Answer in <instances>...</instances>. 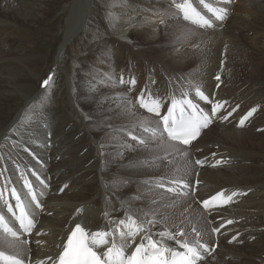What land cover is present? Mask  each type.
Listing matches in <instances>:
<instances>
[{
    "label": "bare ground",
    "instance_id": "6f19581e",
    "mask_svg": "<svg viewBox=\"0 0 264 264\" xmlns=\"http://www.w3.org/2000/svg\"><path fill=\"white\" fill-rule=\"evenodd\" d=\"M19 1L20 0H0V27H5V25L10 23H20L23 25L27 24L28 21L36 24L38 18H41V16L44 14L43 10L45 7H47V5L45 6L43 3V0H37V12H34L31 10V7L36 6L35 1L32 2V0H26V2L30 3L31 5H21L18 4ZM94 1L95 0L71 1L67 20L65 19L67 25L66 33L62 43L58 48V57L62 56L65 48L70 45L73 40L76 39L85 29L89 19L90 9ZM131 2L132 4L126 7L127 11L123 9L120 15L122 20L133 19L136 22L137 28L135 26V32H138V35H143L147 40L149 39L150 42L157 43V41L160 39V29H162L164 34L168 35L166 39L169 41L179 38L181 26L185 23L181 24L178 22L177 24H174L171 22L174 19H170L167 16L154 15L155 10H167L168 0H131ZM212 2L216 3V0H212ZM229 7L231 8L229 15L230 23L226 25V28H228L229 31L228 33H226V29L223 30L225 32H201V35L192 39L195 41V44H200L203 46L201 48H204V55H202V53L195 55L196 52H191L190 50L189 52H185L186 49H183L182 47H179L178 49L172 48L171 50L165 52L157 50L158 54L152 53L148 50L150 54L148 55V60L155 59L158 61L159 57H162L161 59H164L165 62L171 64L172 67L169 66L170 71H168L167 74L169 78L176 82V87L191 80L194 83H198L200 85L201 89L204 90L205 94L209 96V99L213 103L224 102L221 109L213 114L210 111L211 105L200 101V106L212 114L214 123L206 131H203L200 137L194 141L189 148H187L188 152L186 156H179L178 154L175 156H169V159L172 161L171 164L167 163L166 161H157L155 167L149 168L142 166V162L144 160L151 159L153 155H162L163 153L150 154L142 150L132 149H130V151L124 152V146L119 143L120 138L118 137L120 135L118 134V130L121 129L120 126L125 124L129 125L137 123L135 120H130L120 110V99H128V96L126 95L125 91L118 89L123 88L128 90L130 84L127 82H125L122 87L118 85V89L113 87L115 85L112 83V79L109 80L107 77V79H104L105 82L102 80H96L94 83H89V86L83 91L86 93V95H81L82 100L80 99V103L82 106L92 111L93 117H96L97 115L106 116L109 121V124L106 128L100 129L87 126V129L89 133H97L100 136V142L101 145H103V147H101L102 152L107 157H109L110 163H107L105 171L109 176L112 177L113 184L121 192V194L119 193L120 196H114L116 197L115 201L117 204L121 206L122 200L130 201V197L135 195L132 194V192L137 185L145 186L147 188L148 186L143 183V181L146 179L152 177L158 178L163 175H183L182 173L184 171H181V173L180 171L178 173L174 171V169L180 170V167L182 166L183 169L186 170L185 173L189 172V174L194 176L193 181L196 184L193 187L194 191L199 193L203 189V191L206 192L204 197L199 198L200 207H198V205L195 203L194 198L192 199L190 197L185 198L186 200L184 199V202L174 203L171 200H168L169 195L166 194L164 189L149 191L151 195L146 194L145 198L147 197L149 201L152 198H156L161 205H168L166 207L162 206L160 209V211L166 216L173 214L175 211L180 214H189L198 208V214L208 217L206 226L209 230L207 232L206 239L202 238V240L208 243L210 247H217V251L215 254H213V256H219L223 264H264V244L260 240V234L263 233L262 231H264V110L260 109L256 115L255 112H252V115L248 117L247 120H245L244 128L247 127L248 131L241 130L239 123L240 120L251 111L249 108V106L251 107V102H253L255 105H260L258 103L262 101L260 100L262 99V93H258V91L252 89H242V82L240 78L244 77V74H247V76L252 80H260L261 78L264 79V59L260 61L251 57H247V55H243L241 52L243 51L244 45L239 42L240 38H237L238 30H235L238 26L258 28L260 30L259 33L255 30H250L253 31L259 38L258 41H254V43L251 44L255 48H258L259 52L260 50L264 52V0H236V2L229 5ZM128 9H131L130 13H128ZM145 18H147L148 22L141 23L145 20ZM161 21H163V23H161ZM152 24L153 27H148ZM160 25H163L164 27H159ZM228 38L234 40L229 41ZM238 42L239 45H236ZM101 45L103 46V44ZM179 45L181 46L182 42H180ZM105 46H112L114 49L118 47V45L114 43H106ZM190 49H195V47L192 46ZM224 50L228 51L227 56L224 55ZM122 51H124V49ZM140 52L143 54L144 51L140 50ZM15 53L17 52L8 51L2 56L14 55ZM1 54L2 52L0 55ZM103 54V59H106L110 55L107 52ZM119 55H116L115 57L120 59ZM14 56L20 55L18 53ZM124 57L126 56L124 55ZM17 58L19 63L23 62L20 57ZM132 58L134 57L132 56ZM132 58L131 60H133ZM197 58H199L198 61H196ZM141 59L146 58L142 57ZM138 63L142 64V62ZM156 63L158 64V62ZM148 65L149 64H147V66ZM202 65L205 66L204 68H210V70L205 72L196 70V68H203ZM56 69H60V67L57 66L55 70ZM111 71L113 70L111 69ZM53 74L54 73H52V76ZM105 74L111 75L107 74L106 72ZM216 76H220L221 79L217 81L215 79ZM162 77L160 79L164 80ZM124 79L126 80V78ZM165 79H167V76ZM18 82L19 79L13 75L11 76L5 73L0 75V135L1 132H3L2 135L9 134L13 127V125L7 124V122L10 120V114L12 111L9 109L8 104L10 101H12L13 97L11 94H9L10 92L7 93L8 91L5 88H8L9 85L15 86V84ZM164 82L166 83L167 81ZM16 89L19 90L23 96H27V91H30L28 87H24L23 89L17 87ZM131 89L132 88H130L129 91ZM168 91L169 83L167 82L166 85L163 84L157 86L153 92L163 96L166 95ZM237 94H239L240 98L247 101L246 106L242 107L237 103L239 98H237V100L234 102V95ZM35 96L26 102L25 107L30 104ZM133 103H135V101H133ZM137 106L138 105H136L133 111L138 117L150 115L146 113L145 110L144 112H140L137 109ZM20 114L22 113L17 114L14 122L21 116ZM225 116H227V119H224ZM215 124L219 126L222 125V128L219 127L221 128L219 136H221L223 139H218L215 141L218 142V144L223 143L228 145L229 149L227 148L225 151L209 154L211 153L209 151L211 150L212 145H215V141H213V139L219 138L217 136L213 137L211 134ZM71 130L72 129H70V131L67 133L64 131L63 134L60 135L57 143L51 142L49 146L44 145L41 149L42 151H37V148L35 147L32 151L28 150L30 151L29 154L24 157L25 164L28 165L29 169L35 170L41 174H45L51 183V194L56 196V194H59L60 192L62 193L63 191H61V189H65V184L69 187V192L71 196H73L72 199H74V202L78 201L77 204H72L71 202L70 205L72 204V206H70L68 209H60V207L56 205L57 197L51 196L47 202L48 206L46 207V205H43L44 212L38 218L39 222L37 223L36 229H34L32 235L28 237L30 240L29 247L32 249L31 255L33 260L44 259L47 256H55L60 251L57 245H61L65 242L67 235L70 233L71 229L74 228L77 222H80L82 226H85L89 231H97L101 229L108 230L114 226L107 224L106 221L108 219L118 221L125 217L122 215L121 218L117 217L116 211L115 214L108 212L110 216L106 217L104 215L105 211L101 212L94 210L91 201L85 197L84 194L86 191H88V186L95 182L92 179V173L95 172L97 176H100L102 179L104 178L102 177V172L104 169L102 162L104 159L102 158V161H97L98 164L96 171H93L88 166L90 160L89 151L85 152L83 155L78 154L76 144L72 140ZM260 130L263 133H261L262 135H260ZM136 131H138V129L134 130V134ZM123 135L125 134L123 133ZM121 141H123V138ZM115 142L120 144V146L117 147ZM132 143L136 142L133 141ZM63 144H65V147H61ZM46 146H48L47 149ZM76 152L77 154L75 155ZM122 155L123 158L119 161L118 159ZM128 160H131V162L136 166L135 170L131 171V173L128 172L125 173V175H121L122 172L118 171V168L115 167V162H122L124 164ZM196 160L203 161V164H196ZM218 161L220 163H218ZM13 165L16 164L14 163ZM202 165H205L204 169L202 168L203 170H200ZM197 171H199V173H197ZM246 171L250 172V175L245 176L244 172ZM13 174L15 177L18 175L15 168L13 170ZM26 174L28 177H31V172H27ZM11 175L10 177L12 178ZM42 178H44L43 175ZM186 179L188 178L186 177ZM124 181L129 182L127 186H124ZM193 181L191 185H193ZM197 181H199L198 184L196 183ZM34 187L38 191L41 190L39 187H37V185H34ZM0 190H3V188ZM220 191H224L225 195H228L232 192L244 194L233 197V200L226 205L211 206L210 210L203 211L200 202L204 199H209L211 196ZM160 193H163V196H161ZM160 197H162V199H160ZM9 200L10 202L14 203V200H12L11 196H9ZM94 201L96 202L95 199ZM143 202H139V200L130 201L131 206L133 207H147L149 203L146 202L144 204ZM62 206L64 205L62 204ZM122 209V213L124 214L125 210L124 208ZM173 216L176 215L173 214ZM64 217H66V219H64ZM64 220H66V224L62 225ZM228 220H232L233 223L227 224ZM215 227L220 228V232L217 234L211 232V229ZM37 232L43 234L37 235ZM233 237H236L235 242L230 244L229 241H231ZM253 240L254 242L249 243L248 246L245 245L244 247H241L245 243ZM36 241H40L41 243L37 244ZM257 241L259 242V245L257 246V253H259L262 248L263 251L261 252L262 256L255 260L252 256L251 249L253 244ZM208 256V254H205V259L201 262V264L206 261ZM245 260H248L247 263H239Z\"/></svg>",
    "mask_w": 264,
    "mask_h": 264
},
{
    "label": "rangeland",
    "instance_id": "374dc122",
    "mask_svg": "<svg viewBox=\"0 0 264 264\" xmlns=\"http://www.w3.org/2000/svg\"><path fill=\"white\" fill-rule=\"evenodd\" d=\"M33 1H35L36 6H32L31 10L37 12L38 2L37 0H32V2ZM71 1L72 0H43V3L45 4V6L47 5V7L44 6L45 7V9L43 10L44 14L41 16V18H38L36 24H33L31 23V21H28L27 24H23V25H21L18 22L19 24L10 23L8 25H5V27H0V53L2 52V54L0 55V62H1L0 75L5 73L7 75H11V76L13 75L17 79H19V82L16 83L15 86L9 85L8 88H5L8 91L6 92L7 93L10 92L9 94H11L13 97L12 101L9 102L10 105L8 104L9 109H11L12 111L10 114L11 115L10 120L7 122V124L13 125L14 128L12 127V130L10 132L11 134L9 133L2 135L3 132H1L0 135V140L3 138L0 141V172H3V175L0 176V184H1L0 189L1 188L5 189L6 187L10 188L13 186L16 187L17 190L20 192L21 191L26 192V189L23 188V181L20 180V170H23L25 173L30 172L28 165L25 164V158H24L29 154L30 151L26 152L24 151V149L27 148L28 150L32 151L33 148L36 147L37 151H42L41 149L43 148L44 145L49 146L51 142L57 143L60 135H62L64 131L67 133L68 131H70V129H72L71 130L72 140L76 144L77 152L78 154L83 155L85 154V152L89 151L90 160L88 166L93 171H96L98 162L102 161V158L104 159V161L102 162L104 168L102 172L103 175L102 177L104 178L102 179L100 176H97L95 172H93L92 179L95 182H93L90 186H88L87 189L88 191H86V193L84 194L85 197L91 201L94 210H98L101 212L107 211L112 214H115L116 211V213L118 214V215L116 214V216L121 218L122 216L123 217L125 216V213L124 214L122 213L123 209L115 201V198L120 196L121 192L113 184L112 177L109 176L105 171L107 163H110L109 157H107L102 152L100 136L97 133H93V134L89 133L87 129V126L96 127L100 129L106 128L107 125L109 124V121L106 116L97 115L96 117H93L92 111L81 105L80 103V99L82 100L81 95H86V93L83 92L84 89H86V87L89 86V83L90 84L94 83L96 80H100V81L102 80L103 82H105L104 79H107L109 76H110L109 80L112 79L113 81L112 83H114L115 85L113 87H116V89H118L119 86L120 87L123 86V84L119 83V78L121 76L126 78L125 81L134 77L137 80V83L136 86L130 85L129 89L132 88L130 91L129 89L127 90L123 88L118 90L125 91L126 95L128 96V99L135 101L140 91L144 89L146 86L150 88L152 86L153 88L152 91H154V89L157 86L163 84L166 85L169 79L167 73L168 71H170L169 68L172 67L171 64L165 62L164 59H161L162 57H159L158 61L155 59L148 60L149 58L148 55H150L148 50L152 53L158 54L157 50H160L161 52H165L171 50L172 48L178 49L179 47H182L183 49H186L185 52H189V50L191 52H196L195 55H199V53H202V55H204L205 51L203 50L204 48H201L203 47L202 45H200V48L190 49L192 48L193 45H195L194 40H191L192 43L183 42L179 38L173 41H169L168 39H166L168 35L164 34V31L162 29H160L162 32L160 31L159 34L160 39L157 41V43L150 42V40L149 39L147 40L143 35H138V32H135V29L137 28L136 22L133 19L122 20L120 15L123 9L127 11L126 7L132 4L131 0H95L93 5L91 6L89 19L85 29L76 39L73 40V42L70 45H68L65 48L62 56L59 57L58 66L60 67V69H56L53 71L54 74L52 76L50 88L48 90L44 88L42 89L41 92H39V90L43 88L42 84L44 80L48 78L49 74L52 72V70L55 67L54 65L56 63V58L59 53L58 48L62 43L64 35L66 33L67 25L65 19L70 9ZM235 2L236 0H234V3ZM18 4L31 5L30 3L26 2V0H20ZM130 12L131 9H128V13ZM228 19L229 20H226L222 25L210 31H213L215 33L226 29L227 30L226 33H228L229 31L228 28H226V25L230 23V17H228ZM171 22H173L174 24L178 23L176 20H172ZM179 23L186 24V22H182V21H180ZM151 26L153 27V24L149 25L148 27ZM159 27H164V26L160 25ZM144 28L146 29L145 26ZM235 30H238L237 38H240L239 42H241L244 45L243 51L241 53L255 60H260V61L263 60L264 52H262V50H260L259 52V49L255 48L251 44L254 43V41H258L259 38L253 31L250 30H255L258 33L260 32V30L255 27L250 28L247 26H238L237 29ZM240 30L243 32H241ZM200 31L204 33L203 30ZM210 31L206 33H209ZM228 40L230 41L234 39L228 38ZM178 42L179 43L182 42V45L180 46ZM239 42L236 45H239ZM106 43H114L117 44L118 47L115 49L112 48V46L107 47L105 46ZM101 44H103V46ZM121 49L122 50L124 49V51H122ZM140 50L144 51L143 54L140 52ZM8 51L17 52L15 54L17 55L19 53L20 56H14L15 54L2 56L4 53ZM105 52L109 53L110 55L108 54L109 56L106 59H103L102 58L104 55L103 53ZM227 54L228 51L224 50V55L227 56ZM116 55H119L121 60L117 59V57H115ZM124 55L127 58L124 57ZM132 56L134 58H132ZM17 57H20L22 61L25 62L19 63ZM142 57H145L146 59H141ZM128 58L130 60L132 58L133 60L130 61ZM198 60L199 58L196 59V61ZM138 62L140 63L142 62V64H139ZM156 62H158V64ZM147 64L149 65L147 66ZM202 67L203 68H196V70L200 72H205L207 70H210V68H204L205 67L204 65H202ZM111 69L113 71H111ZM118 69L119 71L120 70L121 71L119 72ZM105 72L107 74H111L112 76L106 75ZM127 72H131V73H127ZM166 76L167 79H165ZM246 76L247 74H244V77L240 78L242 82V89L243 90L252 89L258 91V93H262L261 94L262 99H260L262 101L258 103L260 105H255L253 102H251V107L249 106L251 111L255 109L254 112L256 115L257 112L260 111V109L264 110V79L261 78L262 80L261 79L252 80L248 76L247 77ZM161 77L164 80H161L160 79ZM151 79H155L156 84L155 83L151 84L150 83ZM164 81L167 82L165 83ZM17 87L21 89H23L24 87L26 88L28 87L30 91H27L26 93L27 96H23L19 92V90L16 89ZM44 95H48V102L43 108L44 116L41 117L37 113L33 112L31 113V119L29 120L28 117H26L25 115L26 113L29 112V106L32 105L33 103H36L38 98ZM34 96L35 98H33L30 104L25 107L26 102ZM237 98L239 99L237 100ZM233 99L234 102L237 100V103L242 107L247 105V101L240 98L239 94L234 95ZM137 107H138L137 109L140 112H144V110L139 108V106ZM18 113H22V114H20L21 116L14 122ZM129 125L125 124L123 125L124 127L120 126L121 129L117 127L118 129H120L118 130V134L120 135L118 138H120L119 143L121 145L128 143L135 144L132 143L133 141H131L130 137L123 135L122 129L128 127ZM213 127L214 128L211 133L212 136L219 137L213 139V141L218 139L223 140L222 137L219 136L222 125L219 126L215 124V126ZM13 129H15V131H13ZM240 129L248 131L247 127L244 128V125ZM261 133L262 132L260 130V135L263 134ZM122 138L123 141H121ZM115 144L117 143L115 142ZM120 144H117V147H119ZM214 144L215 145H212L211 150L209 151L211 153L209 154L225 151L227 150V148L229 149V146L223 143L218 144V142L215 141ZM48 146H46V149L48 148ZM61 147H65V144H63ZM214 148L216 149V151ZM126 151H130V148H125L124 152ZM77 152L75 153V155L77 154ZM122 158L123 155L118 160L120 161V159ZM14 163L16 165H13ZM115 167L118 168V171L122 172L121 175H125V173L128 172L131 173V171L135 170L136 166L131 162V160H128L124 164L122 162L120 163L115 162ZM14 168L17 170V174H18L16 177L13 174ZM202 168L204 169V167H200V170H203ZM181 171H184L182 173L183 175L181 176H183L185 179L187 177L188 179H186V181L191 184L192 181L194 180V176L189 174V172L185 173L186 170L183 169L182 166L180 167V173ZM197 173H199V171H197ZM39 174L41 175V177L43 175L46 181H48L47 182L48 187L46 189L42 188V186L39 185V183L35 180V177L31 176L28 178L33 182L34 185H37V187H39L44 192V196L42 197V204L44 206L46 205L47 207L48 199L51 196H55V195L51 194L50 192L51 183L49 182L45 174L43 173L42 174L39 173ZM10 175L12 176V178L10 177ZM244 175L248 176L250 175V172L246 171L244 172ZM9 177L12 183L10 185H7L5 178H9ZM195 185L196 184L193 181V187ZM138 186L139 185L136 186L135 189L137 190L134 189L133 191L134 193L132 192V194H137V191L139 190V193L142 196V199L139 200V202L144 201L143 202L144 204L146 202L149 203V200L147 197L145 198V195L146 194L151 195V193L146 190L147 188L145 186H139V187ZM6 194L8 195V197L10 196V193H6ZM166 194L171 196V194L169 193ZM203 194L205 195V192H203ZM204 195L199 197V193L193 191L192 194H190L188 197L192 199L194 198L195 203L199 207V198L203 197ZM55 197H57L56 205L60 207V209H68L70 206H72V204L78 203V201L74 202V199H72L73 196H71L68 186L65 187L62 193L60 192L59 194H56ZM94 199L96 200V202L94 201ZM160 199H162V197H160ZM184 199L182 200L179 199L175 203L184 202L186 200ZM71 202L72 204L70 205ZM62 204L64 206H62ZM197 210L199 211V209L196 208L193 212H191L193 214L191 213L180 214L175 211L173 214L176 216H173V214L167 215L168 223L169 224L174 223L179 225L180 227L185 228L184 230L189 240L195 237V233L191 231V228L193 226L196 227L198 230H200L202 232V238L206 239V235L209 230L208 227L206 226L208 217L205 216L206 217L205 218L203 215L198 214ZM66 217H64V219H66ZM180 221H183V223H180ZM64 224H66V220H64V222L62 223V225ZM205 226L207 229L205 228ZM159 230H161V226L157 225L154 231H159ZM262 232L263 233L260 234V240L264 244V231ZM231 241H233L231 242L232 244L235 242V240L233 239ZM252 242H254V240L245 243L241 247H244L245 245L248 246V244ZM258 245L259 242L257 241L253 244L251 249L252 256L255 260H257L260 256H262L261 252L263 251V248L259 253H257ZM247 261L248 260H245L239 263H247ZM208 263L223 264L219 256H215V257L211 256L209 261L204 264H208Z\"/></svg>",
    "mask_w": 264,
    "mask_h": 264
},
{
    "label": "snow or ice",
    "instance_id": "6c2138e0",
    "mask_svg": "<svg viewBox=\"0 0 264 264\" xmlns=\"http://www.w3.org/2000/svg\"><path fill=\"white\" fill-rule=\"evenodd\" d=\"M233 3L234 0H216V3L212 0H168L167 10H155L154 15L186 22V25L181 26L179 39L183 42H191L202 34L200 30L206 33L222 25L230 15L229 5ZM147 22L145 18L141 23ZM193 46L200 48V44ZM215 79L219 81L221 78L216 76ZM51 81L50 76L44 80L42 87L48 90ZM125 82L135 86L137 80L133 77L125 81L121 76L119 83ZM150 83L154 84L155 80L152 79ZM168 83L169 91L166 95L155 94L146 86L136 97L135 103L127 98L120 99V110L130 120L137 122L122 129L123 133L136 143L123 146L150 154L163 153L144 160L142 162L144 167H155L157 161L171 164L169 156L177 154L186 156L188 149L182 146L191 145L201 135L202 130L213 122L212 116L200 106V101L210 104V111L213 114L221 109L224 103H213L200 85L191 80L178 87L171 78ZM47 102L48 95L39 97L36 103L29 106L26 117L30 120L33 112L43 117V108ZM136 105L150 115L138 117L133 111ZM254 111L255 109L248 112L240 120L241 127ZM224 119H227V116ZM136 129L138 131L134 134ZM24 151L28 152V149L25 148ZM195 163L203 164V161L196 160ZM29 171L42 188L48 187L46 179L38 172L32 169ZM174 171L178 173L180 170L174 169ZM2 175L3 172H0V176ZM5 179L7 185L12 183L10 178ZM20 179L26 192L21 193L16 187L0 190V264H201L205 254L210 255L215 251V247H210L202 240V232L196 227L191 228L195 237L189 240L183 227L174 223L169 224L167 216L160 211L162 206L168 205H161L156 198H152L147 207L131 206L130 201L142 199L138 190L137 194L130 197V201H121V207L125 210L124 218L118 221L112 219L106 221L107 224L114 225L113 227L108 230L89 231L77 222L65 242L57 245L60 251L55 256L33 260L32 249L29 247L30 240L27 237H30L36 229L38 218L44 212L41 200L44 192L34 187L23 170H20ZM128 183V181L123 182L124 186ZM143 183L148 186L147 191L164 189L166 193L171 194L168 200L174 203L179 199L187 198L194 191L193 185L179 174L152 177L144 180ZM196 183L198 184L199 181ZM6 193H10L14 203L10 202ZM242 194L244 193L232 192L225 195L224 191H220L200 203L204 210H210V206L226 205L233 200V197ZM160 195L163 196V193ZM104 215L110 216L107 211ZM232 223V220L227 221V224ZM157 225L161 226V230L154 231ZM211 232L219 233L220 228H212ZM41 234L43 233L37 232V235ZM235 239L236 237H233V240ZM36 243L41 242L36 241Z\"/></svg>",
    "mask_w": 264,
    "mask_h": 264
},
{
    "label": "water",
    "instance_id": "95a60500",
    "mask_svg": "<svg viewBox=\"0 0 264 264\" xmlns=\"http://www.w3.org/2000/svg\"><path fill=\"white\" fill-rule=\"evenodd\" d=\"M70 10V9H69ZM69 12V11H68ZM67 16H68V14H67ZM66 20H67V17H66Z\"/></svg>",
    "mask_w": 264,
    "mask_h": 264
}]
</instances>
